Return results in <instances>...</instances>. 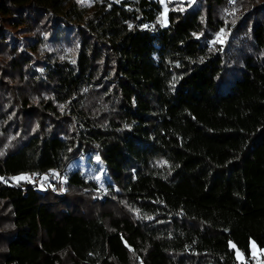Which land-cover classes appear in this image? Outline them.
I'll list each match as a JSON object with an SVG mask.
<instances>
[{"label": "trees", "instance_id": "trees-1", "mask_svg": "<svg viewBox=\"0 0 264 264\" xmlns=\"http://www.w3.org/2000/svg\"><path fill=\"white\" fill-rule=\"evenodd\" d=\"M166 8L0 0V264H264V0Z\"/></svg>", "mask_w": 264, "mask_h": 264}, {"label": "built area", "instance_id": "built-area-1", "mask_svg": "<svg viewBox=\"0 0 264 264\" xmlns=\"http://www.w3.org/2000/svg\"><path fill=\"white\" fill-rule=\"evenodd\" d=\"M24 181L33 190H51L62 196L66 186L64 171L51 169L41 173H28L24 175ZM25 192V190H23Z\"/></svg>", "mask_w": 264, "mask_h": 264}, {"label": "rangeland", "instance_id": "rangeland-1", "mask_svg": "<svg viewBox=\"0 0 264 264\" xmlns=\"http://www.w3.org/2000/svg\"><path fill=\"white\" fill-rule=\"evenodd\" d=\"M158 1H159L160 5H161V9H162L161 20H162V22L164 24H166V14H167L166 2H167V0H158ZM216 39L218 41H222L221 34H218L216 36ZM75 171H78L81 175H84L87 172L90 173V174H93L94 175V179L98 182L97 178L99 177V174H100V172H99L100 171V166H99V163L97 161L96 155L92 154L91 156L87 157L85 160L74 161L71 164V166H70V172L72 173V172H75ZM22 177H23V179H20ZM18 180H24V176H16L14 178V181H18ZM239 255L240 254L237 253L238 259H240ZM263 256H264V254H263ZM263 256L259 255L258 258L254 257V256H252V257L260 259Z\"/></svg>", "mask_w": 264, "mask_h": 264}, {"label": "crops", "instance_id": "crops-1", "mask_svg": "<svg viewBox=\"0 0 264 264\" xmlns=\"http://www.w3.org/2000/svg\"><path fill=\"white\" fill-rule=\"evenodd\" d=\"M249 247H250L251 256H254V257H257V258L259 257V255L263 256L264 249H259L257 247V245L253 241L250 242Z\"/></svg>", "mask_w": 264, "mask_h": 264}, {"label": "snow or ice", "instance_id": "snow-or-ice-1", "mask_svg": "<svg viewBox=\"0 0 264 264\" xmlns=\"http://www.w3.org/2000/svg\"><path fill=\"white\" fill-rule=\"evenodd\" d=\"M20 179H23V177H22V178H20Z\"/></svg>", "mask_w": 264, "mask_h": 264}]
</instances>
